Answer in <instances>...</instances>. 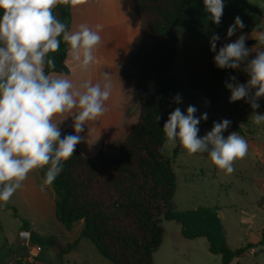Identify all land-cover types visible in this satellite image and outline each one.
Wrapping results in <instances>:
<instances>
[{"label": "trees", "instance_id": "1", "mask_svg": "<svg viewBox=\"0 0 264 264\" xmlns=\"http://www.w3.org/2000/svg\"><path fill=\"white\" fill-rule=\"evenodd\" d=\"M232 1V5L224 4L221 23L216 25L203 0H134L140 31L129 47V59L120 68V76L135 86L138 120L116 151L100 150L88 158L81 153L80 142L51 185L57 194V220L67 230L83 221L79 238L64 244L56 236L43 237L31 232V245L53 249L62 260L80 239L86 238L112 264H154L153 255L162 245L166 220L179 224L185 239H206L209 252L220 256L222 264H232L258 246L247 243L232 249L216 206L179 211L174 202L177 175L171 158L162 152L166 141L163 125L172 111L182 108L184 89L201 94L212 111L226 117L233 130L243 134L233 122L243 112L240 101L230 102L227 84H247L250 79L245 71L247 65L241 62L237 69H221L214 56L224 46L223 38L235 17L239 16L245 26L252 25L253 15L260 8L247 0ZM55 12L59 14L56 18L68 26L71 6L58 5L53 10L54 16ZM178 31L186 34L182 42ZM213 35L219 36L215 52L210 44ZM257 43L248 41L245 46ZM180 45L183 81L172 73ZM68 52L69 45L61 37L59 51L49 54V58L55 59L56 68L46 67V74L68 76L65 63ZM178 94L179 103L175 101ZM69 134L75 132L66 128L61 131V138ZM45 172L40 169L42 179ZM22 228L28 229V223L24 221ZM263 242L264 238L259 244ZM2 247L11 253L14 246L3 242ZM4 254L0 251V264L4 263ZM23 261L20 259L17 264Z\"/></svg>", "mask_w": 264, "mask_h": 264}, {"label": "clouds", "instance_id": "2", "mask_svg": "<svg viewBox=\"0 0 264 264\" xmlns=\"http://www.w3.org/2000/svg\"><path fill=\"white\" fill-rule=\"evenodd\" d=\"M86 2L0 0V202L5 205L36 169L46 168L45 178L39 185L41 192L46 191L63 171L64 163L74 155L83 139L79 134L84 126L98 121L107 111L105 103L113 91L111 73L104 72L102 81L77 86L66 75L45 72L46 67L56 68L55 59L49 58V54L59 51L61 37L82 70L87 71L96 63L95 52L102 43L103 25L97 24L93 29L88 24H80L75 31H70L53 14L58 5L76 7ZM203 3L213 23L219 25L224 0H203ZM244 27L237 16L227 35L231 37L237 28ZM245 39L241 35L220 47L214 56L217 67L239 68L252 51L246 48ZM218 40V35L211 38L213 52ZM258 43L255 58L245 68L250 77L247 84H227L231 90L230 102L250 97L253 109L259 108L257 100L264 97V34L259 35ZM253 89L255 92L250 96ZM175 101L180 102L179 94ZM196 111L194 106H189L186 115L180 108L169 114L163 125L167 142L179 141L189 155L207 153L216 168L231 174L234 163L246 157L248 142L237 132L227 138L223 136L231 124L227 119L214 122L210 132L203 138L198 137V124L201 119L207 120V113L196 118ZM69 116L73 117L75 134L61 138L59 122ZM252 122L264 123V114L254 113Z\"/></svg>", "mask_w": 264, "mask_h": 264}, {"label": "rangeland", "instance_id": "3", "mask_svg": "<svg viewBox=\"0 0 264 264\" xmlns=\"http://www.w3.org/2000/svg\"><path fill=\"white\" fill-rule=\"evenodd\" d=\"M247 1L258 6L260 8L259 13L253 15L252 25L242 29L237 28L231 37L226 35L223 38V45L236 41L241 35L245 36V42H248L258 40L259 35L264 34V0ZM232 3V0H224V4L232 5ZM178 34L180 41H184L186 34L182 31H178ZM257 47L259 46L249 45L246 47L252 51L242 63L247 65L255 58ZM172 73L177 75L181 81L185 79L182 68L181 45ZM254 92L255 89L252 90L250 96ZM183 96L184 104L180 110L185 115L189 106H194L197 109L194 114L196 118L207 113V120L201 119L198 124V137L203 138L210 132L214 122L227 119L212 111L197 91L184 89ZM239 101L243 112L239 117L233 118V122L243 131L241 136L248 142V153L244 159L234 163V171L231 174H226L216 168L211 163L207 153L189 155L179 144V141L173 144L166 140L162 152L171 158L172 167L177 175V189L174 196L177 209L186 211L198 207H218L227 232L228 245L232 249L245 246L247 243L258 245L244 258L237 261L240 264H264V242L259 244L264 238V123L256 125L252 122L254 113L264 114V97L257 100L259 104L257 109L251 107L250 97ZM232 132L236 131L230 124L223 136L227 138ZM8 207L11 208L5 206L0 213V241L13 245V241L21 231L25 220L19 208ZM14 209L16 216H14ZM163 226L165 235L162 245L153 255L154 264H222L220 256L209 252L206 239L188 240L183 238L181 226L173 221L163 220ZM81 228L82 224L78 222L71 230H67L57 219H53L46 226L39 227L38 230L45 234L55 235L62 243L66 244L79 238ZM33 247L35 246L30 243L14 246L10 253L0 246V251L5 252L4 262L12 261L17 264L20 259H28L25 249L30 250ZM35 256L36 260L39 259L37 254ZM40 260L44 261L42 264H112L86 238L80 239L78 245L62 260L50 248L42 249Z\"/></svg>", "mask_w": 264, "mask_h": 264}, {"label": "crops", "instance_id": "4", "mask_svg": "<svg viewBox=\"0 0 264 264\" xmlns=\"http://www.w3.org/2000/svg\"><path fill=\"white\" fill-rule=\"evenodd\" d=\"M80 24H88L93 29L97 24L103 25L100 31L102 43L95 52L96 63L87 71L78 67L77 62L68 52L65 61L69 69L68 77L74 84L80 86L84 82L102 81V74L108 72L111 73L113 82L112 95L105 103L107 111L98 121L88 122L84 126V131L79 134L83 138L80 144L81 153L91 158L100 150L116 151L137 121L138 95L135 86L121 78L120 68L128 62L129 47L139 35L140 19L134 11V0H87L84 4L71 7L68 29L75 31ZM254 45L260 47L259 43ZM57 119H62V117H57ZM59 128L60 131L66 128L74 130L73 117L69 116L59 122ZM44 170L46 171V168ZM42 182L40 169L30 172L22 187L13 194L6 205L14 206L22 211V217L28 223L30 233L50 237L55 235L42 233L38 228L57 219V194L53 186L41 192L39 185ZM6 205L0 202V213ZM78 222L82 224V230L84 223L83 221ZM0 246H2V241H0ZM41 251L42 249L37 246L30 250L25 249L28 259L35 260V264L44 262L40 260ZM36 254L37 257L39 256L37 260ZM237 262L239 261L236 260L234 264ZM3 264L15 263L11 261Z\"/></svg>", "mask_w": 264, "mask_h": 264}, {"label": "water", "instance_id": "5", "mask_svg": "<svg viewBox=\"0 0 264 264\" xmlns=\"http://www.w3.org/2000/svg\"><path fill=\"white\" fill-rule=\"evenodd\" d=\"M55 16L58 17L59 14L57 12H55ZM30 231L28 229H21V231H19V233L16 235L14 241H13V245L14 246H19V245H25L29 243V239H30Z\"/></svg>", "mask_w": 264, "mask_h": 264}, {"label": "built area", "instance_id": "6", "mask_svg": "<svg viewBox=\"0 0 264 264\" xmlns=\"http://www.w3.org/2000/svg\"><path fill=\"white\" fill-rule=\"evenodd\" d=\"M31 262H34V260L33 259H31V260L27 259V260L23 261V264H30Z\"/></svg>", "mask_w": 264, "mask_h": 264}]
</instances>
